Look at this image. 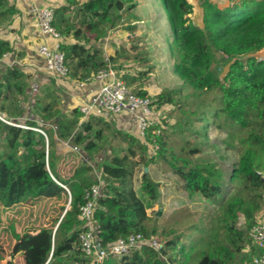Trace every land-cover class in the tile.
Returning a JSON list of instances; mask_svg holds the SVG:
<instances>
[{
	"label": "trees",
	"instance_id": "obj_1",
	"mask_svg": "<svg viewBox=\"0 0 264 264\" xmlns=\"http://www.w3.org/2000/svg\"><path fill=\"white\" fill-rule=\"evenodd\" d=\"M198 1L203 9L202 26L191 17L194 6L190 0H163L173 26L171 57L182 85L163 89L153 97L154 103L158 107L181 106L183 102L196 105L194 111L183 110L189 116L177 129L195 134L196 143L191 146L187 138L180 150L169 153L166 127L160 135L152 133L160 126L149 131L159 149L148 155L146 144L103 117L82 120L78 107L64 110L59 87L53 81L31 100L32 75L21 65L3 64L4 54L13 48L0 39V113L19 123L30 110L44 122L29 119L25 123L29 127L24 128L0 119V232L7 234L15 223L27 228L8 244L11 254L22 256L24 264H93L92 257L80 249L84 228L79 215L87 189L98 183L103 184V195L97 201L95 218L102 248L131 233L146 237L155 233L156 229L147 225L148 209L150 202L159 198V184L143 173L142 189L149 197L145 202L134 185L141 162L163 161L184 181L191 196L217 197L224 189L223 172L201 153L204 143L218 150L207 138L210 122L226 132L224 141L229 147L239 145L240 154L229 174L231 192L215 211L205 213L208 223L193 232L196 239L191 242L188 237L182 242V235H177L160 251L144 246L106 258L103 264H245L262 253L249 231L264 208V60L255 55L264 48V0H237L225 8L212 0ZM135 6L132 0H66L55 8L54 25L65 39L62 50L69 78L87 82L109 65L120 72L127 62L147 60L137 53L135 37L129 40L132 50L124 53L118 48L109 58L97 45ZM15 14L9 0H0V25L8 24ZM68 38L73 42H67ZM214 53H222L229 62L223 78L213 67ZM148 66L136 76L121 74L130 87L138 84L134 91L142 96L148 91L141 78L147 80L153 70V65ZM187 86L190 95L185 94ZM211 91H215L213 98L206 101L204 96ZM217 117L221 120L216 121ZM195 121L206 124L196 126ZM117 136L125 146L111 143ZM60 141L71 142L74 149L62 153ZM104 149L105 159L92 164ZM4 217L9 220L8 227ZM247 246L249 253L245 252Z\"/></svg>",
	"mask_w": 264,
	"mask_h": 264
},
{
	"label": "rangeland",
	"instance_id": "obj_2",
	"mask_svg": "<svg viewBox=\"0 0 264 264\" xmlns=\"http://www.w3.org/2000/svg\"><path fill=\"white\" fill-rule=\"evenodd\" d=\"M193 2L195 3V1ZM132 3H136V6L124 16V20L120 23L123 24V26H118V28L123 29V32H121V35L119 36L120 40L117 42L110 41L106 52L108 53L109 51V53H114V49L118 47L122 52L128 53V50L133 49V43L128 40L135 37V42L138 45L137 53L145 55L147 60H140V62L134 60L125 63L123 69L120 70V74L136 76L139 71L147 70L149 64L153 65V70L151 74H149L148 79L144 80L141 78V81L147 82L144 89L150 91V93H148L151 97H155L163 89L177 88L182 85V80L175 71V62L171 57L170 45L172 43V21L165 8L163 0H132ZM191 17L196 22L199 18V12L197 11L195 13L194 11ZM0 32L1 36H10L11 33L13 36L15 35L14 31H11L10 28L6 29L5 26H3V29H1ZM111 33H113L112 35L114 36L118 32L116 29H113ZM214 54L215 63L213 67L216 69L218 75L223 78L229 67V62H226L227 58L222 53ZM255 55L259 60H264V51H259ZM119 61L122 62L123 58L119 59ZM147 62L149 63L148 65L146 64ZM112 67L114 68L117 66ZM137 87L138 84H135L133 89ZM187 88L185 94H192L189 93L191 88L188 86ZM214 92L215 91H211V93L206 94L204 96L205 100H212ZM33 99H35V96ZM64 102L63 108L67 105L65 104L66 102ZM210 106H214L213 102H211ZM161 109H163L161 112V118L166 121V132L164 137L167 141L168 153L172 150H180L184 144V140L187 138L190 139V144L193 146L196 143V135L189 131L186 133H180L177 129L179 128L178 123L181 121L184 122L187 116H189L188 114L185 115L183 110L194 111L196 105L183 102L181 106L166 104L163 105ZM194 117L195 116H191L192 119H194ZM29 119H36L40 121V123H44L32 111H27V113L20 117L22 123H26ZM220 120L221 117L216 118V121ZM112 122L113 127L116 128V123L118 122ZM201 123L206 124L205 121H195L196 126ZM226 135V132L218 129L214 122L208 124V141L210 143H215L218 146V150H215L204 143L201 153L209 158V160L214 161L224 175V189L217 197L212 199H206L201 194L191 196L184 188V181L178 175L173 173L169 166L163 161L152 162L149 165L146 162H141L137 166L134 185L137 193L145 202L149 201L148 195L142 189V175L145 172V167H148V173L152 179L159 184L158 189L160 195L157 200L150 202L151 205L148 210L150 220L147 222V225L150 229L152 227L156 229V232L152 233L151 236L158 239L162 246L168 239H173L177 235H182V242H186L188 237H190L189 241L193 242L196 239L193 232L198 231L200 225L205 224V222L208 223L207 218H205V213L215 211L224 198H226L231 192L232 187L229 184V174L233 165L239 159L240 147L239 145L234 148L229 147L224 141ZM111 143L123 146L126 145L122 138L118 136L111 138ZM70 148H74L72 143L69 141H63V151L69 150ZM148 155L150 154L148 153ZM137 159H139V157H137ZM97 162L98 159L96 158L95 161H92V164L95 165ZM96 169L99 170L98 167H96ZM98 175H100V173ZM159 211L161 212L159 213ZM24 216L26 217V215ZM46 219L49 218L47 217ZM8 222V218L4 217V224L6 227L9 226ZM8 228L9 232L7 234L0 232V264H24L22 256L11 254L8 244L10 240L17 239L27 228L19 223H15ZM9 236L11 238H9ZM1 243L3 245H1ZM250 251V247L247 246L245 252L249 253ZM3 253L6 254L4 257L1 256Z\"/></svg>",
	"mask_w": 264,
	"mask_h": 264
},
{
	"label": "built area",
	"instance_id": "obj_3",
	"mask_svg": "<svg viewBox=\"0 0 264 264\" xmlns=\"http://www.w3.org/2000/svg\"><path fill=\"white\" fill-rule=\"evenodd\" d=\"M235 1L237 0H229V3L232 4ZM55 8L52 5H44L34 9L37 24L43 36V41L39 44L37 52L46 71L57 81H65L69 78V69L65 63V53L62 50L63 35L54 25ZM9 58L10 53L7 52L2 60L8 62ZM120 72L109 65L94 74L91 80L98 82L99 86L94 96L81 103L78 108L83 119L97 116L108 121H119L125 116L130 117L133 123L132 133L148 146V153L154 155L159 149V144L156 142V137L149 136V131L160 126L152 131L153 135H160L161 128H165L161 118L163 106L158 107L149 94L142 96L136 93L124 81ZM0 119L12 125L29 127L21 121L19 123L11 121L5 113H0ZM102 189V183L94 184L87 189L86 202L81 206L79 219L84 231L80 235V249L85 256L92 257L93 264H103L106 258L119 257L144 246H150L160 251L162 245L158 239L154 236L146 237L139 232L131 233L128 237L117 240L107 248H102L98 241L100 225L95 218L97 201L103 195ZM249 236L262 253L253 255L245 264H264V222L258 221L253 225Z\"/></svg>",
	"mask_w": 264,
	"mask_h": 264
},
{
	"label": "crops",
	"instance_id": "obj_4",
	"mask_svg": "<svg viewBox=\"0 0 264 264\" xmlns=\"http://www.w3.org/2000/svg\"><path fill=\"white\" fill-rule=\"evenodd\" d=\"M9 1L11 5L15 6L16 14L13 16V18L8 24H3V26H5L6 29L10 28L11 31L15 32L14 33L15 35L13 36V34L11 33L10 36L8 35L1 36V32H0V39L9 41L13 48V51L9 52L10 53L9 61L6 62L2 60V62L6 66L10 64L21 65L23 69H25L32 75L30 87L28 91L30 99L33 100V97L40 91V89L51 81H53L55 85L59 87L60 98L62 97L61 107L63 108L64 101L66 102L64 103L67 104L65 108H63L64 110L72 109L74 107H79L81 103L91 99L94 96L99 86L98 82L94 80H90L87 82H83V81L79 82V81L72 80L71 78H68L65 81H57L55 77H53L50 73L46 71L43 61L39 57L38 52H37L39 44L43 41V36L38 27V24H37L38 21L34 13V9L37 7L44 6V5H52L56 8H59L63 6L64 4H66V0H9ZM79 1L85 2L87 0H79ZM193 1H195V3ZM193 1L190 0V2L194 6L195 13L197 11L199 12V18L196 21V23L202 26L203 25V9L200 6L198 0H193ZM212 2L217 4L220 8H225L230 5L229 0H212ZM196 4H197V8H196ZM3 26L0 25V31L1 29H3ZM118 26H123V24H120ZM118 26L114 28L117 30L118 33L116 34L114 33L115 35L113 36L112 35L113 33H111L113 29L109 30L107 36L101 42L97 44L103 50L107 58L114 55L118 48L117 47L116 49H114V53H109L108 51L109 53L108 54L106 52L108 50V43L110 41L117 42L118 40H120L119 36L121 35V32H123V29L118 28ZM66 41L73 42L71 38H68ZM260 51H264V48ZM16 52L20 53V56H17L15 54ZM148 92L150 93V91ZM82 120H85V119L82 118ZM112 121L116 122V120H111L110 122L113 123ZM117 122H118L116 123L117 129L123 130L135 136L132 133L133 123L130 117L128 118L125 116ZM58 147H59V151H61L62 153L68 152L74 149V148H70L69 150L63 151V141H60L58 143ZM106 153H107V150L104 149L103 152L96 157L98 161L104 160L106 157L105 156ZM257 219L258 221L264 222V208L261 212H259Z\"/></svg>",
	"mask_w": 264,
	"mask_h": 264
},
{
	"label": "water",
	"instance_id": "obj_5",
	"mask_svg": "<svg viewBox=\"0 0 264 264\" xmlns=\"http://www.w3.org/2000/svg\"><path fill=\"white\" fill-rule=\"evenodd\" d=\"M44 135L46 136V139H47V141H48V137H47V135L44 133ZM48 169H49V166H48ZM145 173H148V167H145ZM70 193V192H69ZM161 211H159V213H160Z\"/></svg>",
	"mask_w": 264,
	"mask_h": 264
}]
</instances>
